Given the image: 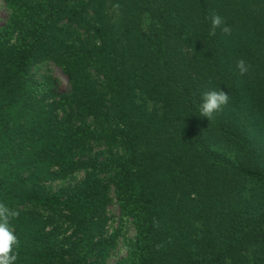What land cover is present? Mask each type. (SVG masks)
Segmentation results:
<instances>
[{
  "label": "trees",
  "instance_id": "16d2710c",
  "mask_svg": "<svg viewBox=\"0 0 264 264\" xmlns=\"http://www.w3.org/2000/svg\"><path fill=\"white\" fill-rule=\"evenodd\" d=\"M2 1L15 264H105L113 202L135 231L115 264H264V0ZM213 12L231 35H209ZM46 62L67 89L36 75ZM208 89L230 96L210 121Z\"/></svg>",
  "mask_w": 264,
  "mask_h": 264
},
{
  "label": "clouds",
  "instance_id": "9594fccd",
  "mask_svg": "<svg viewBox=\"0 0 264 264\" xmlns=\"http://www.w3.org/2000/svg\"><path fill=\"white\" fill-rule=\"evenodd\" d=\"M208 19L211 22L210 36H215L217 29H220L225 35H231V27L226 24L225 18L218 13H211ZM250 67L243 58L236 61V69L241 76L246 75ZM229 98L230 96L222 90L208 89L204 91L201 95L199 114L208 121L212 120L214 114L220 112L229 103ZM18 216L17 210L0 203V264H15L17 260V253L14 249L18 247L19 241L11 227V221ZM153 226L158 228L159 221L154 219ZM156 247L159 249L161 245H156Z\"/></svg>",
  "mask_w": 264,
  "mask_h": 264
},
{
  "label": "rangeland",
  "instance_id": "374dc122",
  "mask_svg": "<svg viewBox=\"0 0 264 264\" xmlns=\"http://www.w3.org/2000/svg\"><path fill=\"white\" fill-rule=\"evenodd\" d=\"M8 12L5 9L4 3L0 0V27L7 21ZM38 77L42 75H49L55 82L56 88L59 91L68 88L67 78L63 75L61 70L51 62L41 64L39 68L35 70ZM79 180V178H78ZM71 181H55L50 185L52 191L58 190L60 187L69 184ZM72 183V182H71ZM108 211V224L106 227V234H116V242L114 248L110 251L105 264H115L120 258L126 255V243L128 240L134 237L135 231L132 224L128 219L120 222L119 220V209L116 202H113L107 208Z\"/></svg>",
  "mask_w": 264,
  "mask_h": 264
}]
</instances>
